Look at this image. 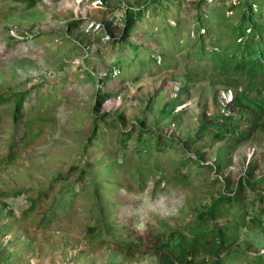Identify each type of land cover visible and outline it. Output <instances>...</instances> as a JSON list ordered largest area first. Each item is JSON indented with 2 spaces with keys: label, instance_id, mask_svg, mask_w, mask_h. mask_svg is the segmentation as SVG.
<instances>
[{
  "label": "trees",
  "instance_id": "16d2710c",
  "mask_svg": "<svg viewBox=\"0 0 264 264\" xmlns=\"http://www.w3.org/2000/svg\"><path fill=\"white\" fill-rule=\"evenodd\" d=\"M20 1L32 8L39 0ZM104 1L108 4V0ZM149 15L154 18L149 19ZM113 18L120 21L115 30L110 27ZM142 18L148 19L149 26L138 25ZM86 24L84 17L76 16L68 19L66 29L85 28ZM102 30L109 35L111 49L107 51L108 59L100 65L94 61L91 69H83L94 100L79 167L70 164L76 168V175L68 179L67 172L58 171L34 195H26L33 187L19 186L0 191V198L26 195L30 201L21 210L23 217L35 210L40 222H57L62 213L76 210L74 198L82 195L79 190L87 185L92 187L89 191L96 197V205H109L101 198L107 189H102L101 184L112 181L102 177V173L109 174L112 169L106 168L120 153L139 158L144 155L142 159L148 166L131 170L141 186L144 182L140 179L147 174H154V183L167 175L174 183L187 186L190 166L209 168L212 183L207 186L213 188L217 183L220 188H209L193 197L191 209L175 223H146L147 228L140 231L132 218H107L102 208H96V218L91 217L86 226V242L108 244L113 257L110 264L119 263L118 253L129 259L150 253L156 264H264V150L260 159H247L237 178L230 180L223 173L241 144L264 136V0H139L113 13ZM32 35L7 43L4 53L33 40ZM61 39L64 41L65 35ZM76 44L73 42L69 48L74 49ZM190 57L211 60L210 70L221 74L228 85L225 88L232 89V96L222 103L218 101L216 110L199 113L192 135H170L163 124L147 123L145 109L152 108L153 92L148 94L142 115L126 127V109L112 104L102 108L104 99L116 98L126 81L139 78L143 70L162 71L176 66L177 60ZM66 77L62 75L59 82L54 80L51 85L46 79L24 89L0 90V121L4 115L1 111L7 109L12 122L7 138L9 150L0 157V166L11 164L20 153V146L38 134L37 122L47 119L41 112L50 111L59 99L68 96L63 88L73 82V88L77 87L76 77ZM53 93L52 105L49 98ZM182 102L178 95L164 101L155 122L163 119L168 125L182 113L177 108ZM204 146L210 149V159L205 156ZM91 147L103 150L96 160L87 157V148ZM259 164L263 170L255 173ZM58 180L63 183L56 189ZM127 202L115 201L122 205ZM0 204V217L16 221L11 209L6 208L7 202ZM126 228L124 232L117 230Z\"/></svg>",
  "mask_w": 264,
  "mask_h": 264
},
{
  "label": "rangeland",
  "instance_id": "374dc122",
  "mask_svg": "<svg viewBox=\"0 0 264 264\" xmlns=\"http://www.w3.org/2000/svg\"><path fill=\"white\" fill-rule=\"evenodd\" d=\"M136 1L139 0H108L107 4L104 0H39L32 8H28L20 0H0V90L24 89L46 79H50L48 81L51 85L54 80L59 82L62 75L78 79L76 88L72 86L74 82L63 88L69 94L59 99L53 109L44 112L42 108L41 114L47 115V119L37 122L40 124L36 127L38 134L20 146V153L11 164L0 166V191L30 186L34 189H28L26 195H34L58 171L67 172L68 179L74 178L76 168L70 164L79 167L81 147L90 125L89 111L94 100L89 84L84 79L83 69H91L94 61L100 65L102 60L108 59L110 38L102 27L106 26L113 13H119L123 6ZM116 3L121 4L116 6ZM76 16L87 20L86 27L66 29L68 19ZM149 16V19L154 18ZM111 23V30H115L117 24L120 25V21L114 18ZM137 23L143 27L150 24L146 18ZM28 34H33V40L4 53L7 43ZM62 35H65L64 41ZM73 42L77 44L74 49H70ZM202 58L177 60L176 66L162 71L143 70L139 78L126 81L116 98L104 99L102 108L112 104L116 108L126 109V123L123 125L126 127L142 115L148 94L153 92L152 108L145 109L147 123L163 124V129L170 135H192L199 113L216 110L218 101L223 102L229 93L224 94L229 89L225 88L228 86L225 78L210 70L212 61ZM185 83L188 85L182 89ZM54 94L49 98L51 102L54 101ZM177 95L183 101L177 107H180L182 113L168 125L163 119L155 122L158 109L164 101ZM1 112L4 115L0 121V157L9 150L7 138L12 125L9 110ZM175 145L178 146L176 142ZM203 149L207 159H210L212 154L209 147L204 146ZM263 150L264 136L259 135L256 139L246 141L234 151L223 173L230 180L237 178L247 159H260ZM102 151L91 147L87 148L86 154L88 159L96 160ZM143 156L140 154L139 158L137 155L132 157V154L120 153L106 168L112 169L109 174L107 171L102 173V177L112 181L100 182L102 189L107 188L101 198L110 202L109 205H96L97 199L89 191L92 187L87 185L79 190L83 191L80 193L82 195L74 198L76 210L72 211V206V212L62 213L60 218L59 214L57 222H40L35 210L23 217L21 210L30 201L26 195L0 198V202H7L6 208H10L17 219L8 222L0 217V264H110L113 257L109 255L108 244L86 242V226L92 221L91 217L95 216L96 208L99 211L102 208L107 218L126 221L132 218L134 225L144 231L146 223L153 226L175 223L191 209L194 204L192 198L210 188L207 184L212 183V170L194 165L188 171L190 182L187 186L174 183L167 179V175L154 183V174H147V177L140 179L144 182L141 186L131 175V170L148 166ZM262 170L259 164L254 172L260 173ZM136 172L139 175V171ZM62 183L58 180L54 187L56 185L57 189ZM213 188L210 189L216 191L220 187L216 183ZM115 201L130 203L122 205ZM5 226L8 229L5 230ZM127 229L117 230L124 232ZM117 259L118 264H156L155 256L150 253H139L130 259L118 253Z\"/></svg>",
  "mask_w": 264,
  "mask_h": 264
},
{
  "label": "clouds",
  "instance_id": "9594fccd",
  "mask_svg": "<svg viewBox=\"0 0 264 264\" xmlns=\"http://www.w3.org/2000/svg\"><path fill=\"white\" fill-rule=\"evenodd\" d=\"M226 92H229L228 93V96L225 98V99H229L231 96H232V90L231 89H227L225 92H224V94L226 95Z\"/></svg>",
  "mask_w": 264,
  "mask_h": 264
}]
</instances>
